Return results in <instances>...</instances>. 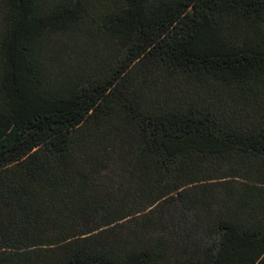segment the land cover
Masks as SVG:
<instances>
[{
  "label": "trees",
  "instance_id": "16d2710c",
  "mask_svg": "<svg viewBox=\"0 0 264 264\" xmlns=\"http://www.w3.org/2000/svg\"><path fill=\"white\" fill-rule=\"evenodd\" d=\"M0 264H264V0H0Z\"/></svg>",
  "mask_w": 264,
  "mask_h": 264
}]
</instances>
